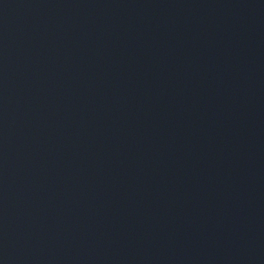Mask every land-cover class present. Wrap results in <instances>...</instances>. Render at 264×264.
Returning a JSON list of instances; mask_svg holds the SVG:
<instances>
[{
	"label": "water",
	"instance_id": "obj_1",
	"mask_svg": "<svg viewBox=\"0 0 264 264\" xmlns=\"http://www.w3.org/2000/svg\"><path fill=\"white\" fill-rule=\"evenodd\" d=\"M0 264H264V0H0Z\"/></svg>",
	"mask_w": 264,
	"mask_h": 264
}]
</instances>
